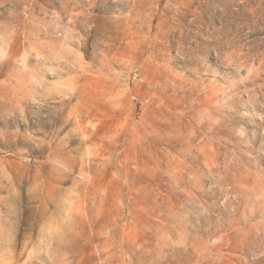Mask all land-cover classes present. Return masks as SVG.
Segmentation results:
<instances>
[{
	"label": "rangeland",
	"instance_id": "1",
	"mask_svg": "<svg viewBox=\"0 0 264 264\" xmlns=\"http://www.w3.org/2000/svg\"><path fill=\"white\" fill-rule=\"evenodd\" d=\"M0 264H264V0H0Z\"/></svg>",
	"mask_w": 264,
	"mask_h": 264
}]
</instances>
